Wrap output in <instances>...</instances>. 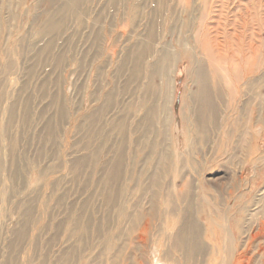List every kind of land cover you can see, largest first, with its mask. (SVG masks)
I'll return each mask as SVG.
<instances>
[{
  "label": "rangeland",
  "instance_id": "obj_1",
  "mask_svg": "<svg viewBox=\"0 0 264 264\" xmlns=\"http://www.w3.org/2000/svg\"><path fill=\"white\" fill-rule=\"evenodd\" d=\"M67 1L0 0V264H264V0H229L223 24L208 0ZM203 21L245 32L236 97L216 96Z\"/></svg>",
  "mask_w": 264,
  "mask_h": 264
},
{
  "label": "bare ground",
  "instance_id": "obj_2",
  "mask_svg": "<svg viewBox=\"0 0 264 264\" xmlns=\"http://www.w3.org/2000/svg\"><path fill=\"white\" fill-rule=\"evenodd\" d=\"M74 0H68L67 2L69 3V4H66V5H63L62 6V8H65V7H68L67 9L69 10L70 8H73L74 6H72V5H74V2H73ZM181 1H183V0H181ZM185 1V0H184ZM183 1V2H184ZM208 1H210V2H208V7H209V9H210V11H208V16H210L209 17V19L208 20H210V19H212V21L214 22V17H211V14L212 13H215L216 15H217V12H215L216 10L218 11V13H219V11L221 12H223V11H225V9L227 8V7H229L228 5V1L229 0H208ZM232 1V0H231ZM231 1H230V3H231ZM239 2H240V0H239ZM242 2V1H241ZM210 3V4H209ZM216 3H220V5H221V7L220 6H216ZM251 3V2H250ZM233 5V4H232ZM241 5H242V3H241ZM254 5V4H253ZM240 6V5H239ZM239 6H237V7H235L233 10L236 12H239V10L238 9H240V8H238ZM255 6V5H254ZM216 7H218V8H220L221 10H219V9H216ZM247 7V6H246ZM244 8V7H243ZM254 8H256V7H254ZM229 10V9H228ZM248 10H249V8H248ZM232 11V10H231ZM244 11H246L247 12V10H244ZM256 11V10H255ZM234 12V13H235ZM249 12H250V10H249ZM209 13H210V15H209ZM224 13V12H223ZM223 13H219V14H221V16L219 17V18H217V21L216 22H218V23H220L221 22V20L220 19H222V14ZM226 13V12H225ZM232 13V12H231ZM240 13H243L242 12V10H241V12ZM248 13V12H247ZM215 14H213V16H215ZM227 14V13H226ZM228 14H230V12L228 13ZM244 14V13H243ZM236 15V14H235ZM234 15V16H235ZM229 16V15H228ZM228 16H223V17H228ZM245 16H246V14H245ZM244 16V17H245ZM216 17V16H215ZM230 17H231V15H230ZM229 17V18H230ZM237 17V16H236ZM236 17L234 18V19H236ZM248 17V16H247ZM250 17V16H249ZM252 17H253V15H252ZM251 17V18H252ZM242 18V17H241ZM226 18H224V20H225ZM228 19V18H227ZM239 19V18H238ZM245 19V18H244ZM247 19V18H246ZM246 19H245V21H246ZM223 20V19H222ZM232 20V19H231ZM242 20H243V18H242ZM226 21L227 20H225V23H226ZM229 21V20H228ZM234 21V20H233ZM238 21H240V19L238 20ZM206 22V21H205ZM215 22V23H216ZM230 22V21H229ZM248 19H247V21L246 22H244L243 21V23H242V21H241V23H239L238 24V22H237V24L238 25H248ZM218 23H216L213 27H210L211 26V23L210 22H206L205 24H204V21H203V26L201 27V36H200V41L204 44V47H205V50H206V53L209 55V59H210V61H209V63H210V70H211V72L213 73V77H214V80L216 81V86H218L219 88H218V91H217V97L218 98H221L222 97V94H223V92H222V86L223 85H225L227 88H228V91H229V93H231L234 97H236V94H237V92H238V89H239V87H240V84H239V82L241 81V79L244 77V73H243V75L242 74H240L241 72H240V70L243 68V62L245 61H243L242 59H245V56H244V54L242 53V55H241V52H243L242 51V46H243V43H244V41L242 40L243 39V36H245L244 34H245V32H242L241 33V35H239V34H237L236 36H234V37H232V35H231V37H230V32L228 33L227 32V29L225 28V29H220L221 28V26H217L218 25ZM222 23V22H221ZM224 23V22H223ZM222 23V24H223ZM233 23H236V21L235 22H233ZM252 23V22H251ZM230 24V23H229ZM227 25V26H231V27H233L234 25L233 24H231V25ZM52 25L55 27V23L53 24L52 23ZM222 26H224V25H222ZM253 26V25H252ZM230 27V28H231ZM246 27V26H245ZM213 28H216L215 30V34H213V32H212V29ZM224 28V27H223ZM234 28V27H233ZM244 28V27H243ZM243 28H241L240 30H243ZM249 28V27H248ZM236 29H238V27L236 28ZM244 29H246V28H244ZM253 29V28H252ZM231 29H229V31H230ZM239 30V29H238ZM237 30V31H238ZM148 32H147V34H146V37L145 38H142L141 40H139L137 43H136V45L132 48V52H131V54H130V58H131V60H132V62L134 63V69L132 70V79L133 80H138V81H140V80H142V77H143V75H144V73H145V69L143 68V64H144V60L146 59V56H147V54H148V51H150L152 48H150L149 47V41H150V39H151V37H152V33H153V30L150 28L149 30H147ZM234 32H237L236 30H233ZM232 31V32H233ZM244 31V30H243ZM219 33H223L222 35H223V38L224 39H231V42L233 41V43L234 42H236L237 44H232L231 42L229 43V46L227 45V40L225 41H223V40H220V38L219 37H221V36H219ZM248 33V32H247ZM252 35V34H251ZM250 38V37H249ZM248 42V41H247ZM246 42V43H247ZM249 43V42H248ZM252 43H253V41H252ZM245 44V43H244ZM254 44V43H253ZM209 46H212V47H209ZM216 46V47H215ZM245 46V45H244ZM254 46V45H253ZM219 48L220 50H222L223 51V49H225V47L227 48L226 49V52H227V56H226V58L225 59H230V61L228 60L227 62H225V64H227V66H223L222 64H220V62H224L225 60H224V55H223V52H219V54H218V50H217V53H215V54H213V50H215L214 48ZM247 48H250L249 46L247 47ZM255 48V47H254ZM211 49V50H210ZM231 49V50H230ZM251 49V48H250ZM256 49V48H255ZM247 50V49H246ZM250 51V50H249ZM254 51V50H253ZM245 54H246V52H245ZM248 54V53H247ZM246 54V55H247ZM241 55V56H240ZM241 58H240V57ZM248 56V55H247ZM250 57V56H249ZM249 57H247V59L249 60ZM213 59V60H212ZM254 59V58H253ZM237 60H239V61H237ZM212 61H214V62H212ZM257 61V60H256ZM256 61H251L250 62V64H251V69H250V72H252V71H254L255 70V65L256 64H258V62H256ZM166 62H170V58H168V59H166V60H164V63H166ZM146 67V66H145ZM153 70H152V72H149L150 73V78L152 79V76H153V74H154V72H156L157 70H158V67H156V65H154L153 66ZM162 68H163V70L164 71H166L167 70V67L166 66H162ZM166 69V70H165ZM147 70V69H146ZM245 70V69H244ZM161 72V71H160ZM201 77V78H200ZM205 78V77H204ZM206 78H207V74H206ZM198 79H201V82H202V79H203V76H200L199 75V77H198ZM205 80V79H204ZM207 80V79H206ZM212 80V79H211ZM152 81V80H151ZM147 82V81H146ZM208 82V81H207ZM145 83V82H144ZM197 83H199V81L197 80ZM209 83H211L210 81H209ZM208 83V84H209ZM201 84V83H200ZM203 84L204 85H206L205 84V82L203 81ZM214 84V83H213ZM149 85V84H148ZM153 85H154V82H153ZM168 85L169 86H167V93H166V95L164 96V104L163 105H161V108H162V111L164 110V114H165V118H164V122L165 121H167V120H169L170 121V114L172 113V110H171V107H170V104H171V99H172V97H173V93H174V91H173V89H172V87H173V80L170 78L169 79V83H168ZM148 87L149 86H147L146 87V89H148ZM154 87V86H153ZM162 87V86H161ZM208 87H210V86H208ZM169 88H171V91L169 90ZM146 89H145V91H146ZM200 89H201V87H200ZM199 89V90H200ZM197 90V89H196ZM163 91V90H162ZM161 91V92H162ZM202 92H201V94H198V95H200V100H199V105H200V107H199V109H198V112H197V125H198V128L200 129V130H202V131H204V132H207L206 130H205V128H207V126H208V121L209 120H211V116H209L208 115V113L210 112V110H211V108H215L214 107V105H215V101L213 100V96H210V94H208V89H207V87L204 89V88H202V90H201ZM147 92V91H146ZM166 92V91H165ZM197 96V95H196ZM198 99H199V96H198ZM188 103V102H187ZM156 107H158L157 105H154V107L153 108H151L150 110H148L147 112H146V114H145V116H144V121H146V129H149L150 127H152V125L154 124V121H153V114L154 113H156V110H157V108ZM197 111V110H196ZM153 112V113H152ZM151 115V116H150ZM162 115V114H161ZM214 115H215V113H214ZM155 117V116H154ZM158 119V118H157ZM205 121V122H204ZM215 121V120H214ZM247 127V126H246ZM197 128V127H196ZM163 129H165V128H163ZM226 129V128H225ZM149 131H150V129H149ZM147 134V133H146ZM216 134V133H215ZM145 135V134H144ZM168 136V135H167ZM166 137V136H165ZM224 137H226V136H224ZM164 138V137H163ZM228 140V139H227ZM164 141V140H163ZM166 141V140H165ZM264 143V142H263ZM166 144V143H165ZM172 144V143H171ZM171 146H173V145H171ZM234 147V146H233ZM83 163L85 164L86 163V160H84L83 161ZM113 164V163H112ZM172 165V164H171ZM119 168H120V157L119 158H117V159H115V162H114V164L113 165H110V170L113 172L112 174L111 173H109L113 178L115 177H117L118 175H117V172L119 171ZM173 169V168H172ZM170 171V170H169ZM114 178V179H115ZM111 182H109L108 180L107 181H105L104 182V184L107 186L108 185V187H107V189H108V192H110L109 190L111 189L110 187H111V185H109ZM162 185V183L161 182H159V184H158V186L160 187ZM165 186V185H164ZM170 186V185H169ZM188 186V183H184L183 184V186L182 187H187ZM172 187H174V186H172ZM165 188V187H164ZM190 190V189H189ZM111 198V195H108V199H110ZM182 198V197H181ZM127 216V215H126ZM125 219V218H124ZM186 227V226H185ZM191 228V227H190ZM81 229V228H80ZM84 231H87V229H84ZM189 232V231H188ZM188 232H186V233H188ZM73 233H74V230H73ZM80 233V232H79ZM188 235V234H187ZM184 236H186V235H184ZM183 235H181L180 234V236H178L177 238H175V241H177V243L178 244H182L183 243V245H184V243H187L188 242V239L190 240L191 238H189V237H184ZM192 236V235H191ZM193 237V236H192ZM16 238V237H15ZM176 243V242H175ZM178 246V245H177ZM184 247V246H183ZM26 252V251H25ZM25 255V254H24ZM157 261L158 262H160L159 261V259H157ZM154 264H157V263H154Z\"/></svg>",
  "mask_w": 264,
  "mask_h": 264
}]
</instances>
